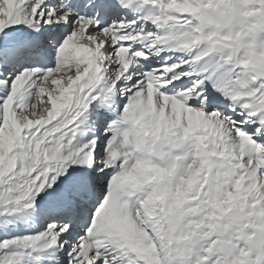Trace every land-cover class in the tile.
Segmentation results:
<instances>
[{"label": "snow or ice", "instance_id": "6c2138e0", "mask_svg": "<svg viewBox=\"0 0 264 264\" xmlns=\"http://www.w3.org/2000/svg\"><path fill=\"white\" fill-rule=\"evenodd\" d=\"M0 264H264V0H0Z\"/></svg>", "mask_w": 264, "mask_h": 264}]
</instances>
